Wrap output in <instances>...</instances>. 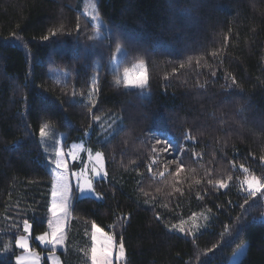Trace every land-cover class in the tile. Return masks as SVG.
<instances>
[{
  "label": "trees",
  "instance_id": "16d2710c",
  "mask_svg": "<svg viewBox=\"0 0 264 264\" xmlns=\"http://www.w3.org/2000/svg\"><path fill=\"white\" fill-rule=\"evenodd\" d=\"M87 1L0 0V264H16L23 219L34 237L48 230L44 123L102 152L107 171L102 198H73L63 264H84V249L91 264L93 223L123 239L125 264H228L245 243L238 264H264V190L243 189L247 176L264 183V0H94L107 32L86 19ZM138 63L147 87L125 88ZM151 135L177 140L178 176ZM203 213L194 234L172 229Z\"/></svg>",
  "mask_w": 264,
  "mask_h": 264
},
{
  "label": "snow or ice",
  "instance_id": "6c2138e0",
  "mask_svg": "<svg viewBox=\"0 0 264 264\" xmlns=\"http://www.w3.org/2000/svg\"><path fill=\"white\" fill-rule=\"evenodd\" d=\"M79 29V25H77V30ZM57 33L53 31L51 36H55ZM44 39H49L48 36L44 37ZM116 52L121 55H125L119 47L116 48ZM215 55V53H213ZM190 63V61H189ZM199 63V61H197ZM181 67H184L182 64ZM215 76V72L211 73ZM123 85L125 88L129 89H138L143 90L146 88L148 84V76L147 69L143 63L133 65L131 68H125L123 72ZM233 84L236 83L233 78ZM116 84H120V80L116 81ZM96 91L95 84L91 86L89 91V111L95 107V97L93 96V92ZM75 95V93H73ZM95 120L99 121V116L93 117ZM49 129V125L44 123L39 128V136L41 139L45 138L48 135L47 130ZM116 134H118V130H116ZM191 139V137H189ZM155 142L157 144H163L165 147L160 149L159 151L167 152L170 148L173 147L171 141L168 140L166 135H161L156 137ZM80 148L81 151H84L83 147L80 145H75L73 148ZM153 151H157V149H153ZM68 155L71 156L74 160L76 159V151L69 150ZM179 152H176L169 163H177L178 167L175 170L174 175H179L181 171L184 170L183 161L179 160ZM195 155V154H194ZM264 159V157H262ZM88 160L93 161L94 164L92 168H87L84 165H81L79 172L71 173L72 176L76 177V188L79 192L83 193L85 196H95L97 199L102 197L95 191L93 186V179L99 178L101 180L107 178V171L105 170L104 156L102 152H96L93 156L89 151ZM54 164V167H52ZM241 169L247 173L249 170L245 168L243 165L240 166ZM167 170V166H165ZM49 170L54 174V182L51 188V205H50V213L51 219L47 223L48 231L43 232V234L35 237L36 240H39L42 244L50 245L49 256L53 261V264H59V261L56 257V249L58 247H63L64 242L66 240V225L67 221L71 215V185H70V175L67 162L64 159V154L62 152L56 153V158L50 162ZM150 170V169H149ZM86 172H92L94 174L93 177H89L81 182V177L84 176ZM171 174V173H170ZM161 177L164 176V173L161 172L159 174ZM231 177H228V180H231ZM199 183V181H197ZM209 184L213 183L212 180L208 181ZM244 183L247 185V191L249 195H255L256 193L264 190V183L256 177L250 176L247 178ZM216 186L219 189H227L229 187L228 183L224 180H219L216 182ZM175 191L179 192L180 189L176 188ZM247 202V197H245V203ZM195 219V216H193ZM22 231L27 235H19L16 239V246L29 253L27 257L23 255H18L15 257L16 264H38L39 256L36 253H33L30 245H29V237L32 234L33 225L30 223L29 219H23L21 222ZM185 221H181L179 225H173L172 227L176 229L178 232L187 234L184 228ZM16 225H14L15 227ZM195 226V225H194ZM92 234H91V248H90V261L91 264H119V262L126 259V248L123 242V239L120 238L117 240L114 235H110L107 232H104L103 229L98 227L95 223L92 224ZM5 251H7V246L5 247ZM89 255V253H85Z\"/></svg>",
  "mask_w": 264,
  "mask_h": 264
},
{
  "label": "rangeland",
  "instance_id": "374dc122",
  "mask_svg": "<svg viewBox=\"0 0 264 264\" xmlns=\"http://www.w3.org/2000/svg\"><path fill=\"white\" fill-rule=\"evenodd\" d=\"M84 15H85L86 19L95 28L103 29L105 32H107V29L104 27V24L96 16V8H95L94 0H88L87 1L86 10L84 12ZM122 57H123V55H121L120 53H116L115 56L113 57V60L109 64V67H108L109 70H111L113 72L118 70V65L121 62ZM138 64H140V63H138ZM47 132H48V135L45 138H43V139L40 138L42 148H43L45 154L47 155V158H49L50 162H51V161H53L56 158V153L57 152H62L64 154V159H65V161L67 162V165H68L69 175H70V185H71V196H72L71 206H72V202H73V198L74 197H76L77 199L78 198H88V197L96 198L95 196H91V195L85 196L83 193L79 192V190L76 188V183H77L76 177L72 176L71 173L79 172L81 165H84V166H86L89 169L92 168V166H93V164L95 162H94V160L93 161H89L88 160V153L90 151L92 153V155L94 156L96 152H100V151L91 148L86 140H80V141L73 142V143H67L66 142L67 135L55 130L51 125H49V129L47 130ZM155 140H156V138H154L151 135V141H150L151 144L157 146ZM168 140L171 141L172 145H173V141H174V143H177V140L174 139V138H171V139H168ZM75 145L82 146L84 151H81L80 148H78V147L77 148H73V146H75ZM159 145H161L162 148L165 147V145H163V144H159ZM69 150H75L76 151L77 155H76V159L75 160L71 156L68 155ZM172 150H173V155L176 152L180 153V155H179V160H180L181 151L177 150L176 146H175L174 149H173V147L170 148L169 151H167V152H163V151H160V152H162L163 154L166 153V155L171 157ZM170 160H171V158H167V157H165V159H164V164L166 166H168V167L170 165H172V163H169ZM181 161H183V160H181ZM104 163H105V161H104ZM52 167H54V164H52ZM105 170H106V167H105ZM93 176H94V174L92 172H86L84 174V176L81 177V182H83L84 179L89 178V177H93ZM249 177L250 176H247L243 180L245 181ZM54 179H55V177H54V174H53V182H54ZM99 180H101V179L94 178L93 179V186H94L95 182H97ZM243 189L245 190L246 193H248L247 185L244 182H243ZM74 190L76 191L75 194H74ZM261 192L262 191H260L258 193H261ZM51 218L52 217H51V213H50V219ZM205 219H206V221H205ZM263 220H264V218H263ZM181 221H185L186 222V223H184V228L187 231L186 233L194 234L200 228L204 227L205 223L209 222V217L205 213L199 214L198 216H195V219L192 218L191 220L187 219L186 217H180L178 219V224H176V225H179ZM70 223H71V215H70V217H69V219L67 221V225H66V229H65V231H66V240L64 242V245H63V247H58L56 249V257H57V259L59 261V264H63L62 258L59 255L60 252L67 253L66 256H67L68 259L72 256L68 252L69 250L67 248L68 247V243H67L68 242V236H69V232H70ZM172 229L174 230V232L180 233L176 229H174L173 227H172ZM23 235H27V234L23 233ZM29 245H30V248H31L32 252L38 254V256H39L38 264H45L46 260L49 262V264H53V261H52V259L49 256V251H50V247L51 246L42 244L39 240H36L35 237L33 236V232L31 234V236L29 237ZM247 248H248V244L247 243L243 244L237 250V252L232 256V258H231V260L229 261L228 264H238L244 258V256L246 255ZM17 249H18V255H23L25 257H27L29 255L28 252H26L24 250H21L18 247H17ZM83 253H84V255H83ZM83 253L80 254V252H77V254L81 255V258H79V260L85 264L86 261H87V255L85 254L86 253L85 249L83 250ZM125 262H126V259L121 261V262H119V264H125ZM114 264H116V262H114Z\"/></svg>",
  "mask_w": 264,
  "mask_h": 264
}]
</instances>
